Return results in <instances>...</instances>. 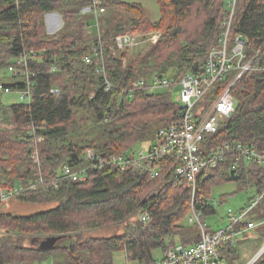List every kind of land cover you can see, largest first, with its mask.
I'll return each instance as SVG.
<instances>
[{
  "label": "trees",
  "instance_id": "trees-1",
  "mask_svg": "<svg viewBox=\"0 0 264 264\" xmlns=\"http://www.w3.org/2000/svg\"><path fill=\"white\" fill-rule=\"evenodd\" d=\"M157 1L161 16L155 28L171 33L165 46L172 41L182 45L174 52L154 48L136 65L124 69L109 46L106 57L94 55L100 36L93 11L121 3L144 15L141 4L125 0H0V85L11 91L27 87L28 78L21 67L18 73L10 70L21 55L29 57V81L33 83L26 102H0V191L44 179L49 185L26 191L17 199L23 203H57L29 216L0 213V264H42L46 260L53 264H114L118 251L140 264H155L159 261L154 254L157 249L165 255L177 240L186 246L201 241L200 223L186 218L192 212L187 201L191 189L186 182L168 180L157 187L162 176L153 179L140 169L122 171L115 165L90 170L85 181L58 176L66 165L75 170L86 168L82 155L89 149L107 156L131 154L136 144L152 141L160 128L178 118L174 90L187 73H201L211 49L219 45L227 0ZM52 12L62 16L63 25L49 33L46 16ZM197 14L204 18L202 27L184 41L189 34L184 27ZM126 25L120 22L112 37L127 32ZM108 32L104 30L101 36L104 43L111 34ZM239 35L246 42V61L261 51L263 65L264 0H238L231 44ZM103 65H107L105 72H99ZM160 75L174 80L167 92L144 87L133 95L122 94L138 79ZM107 80L113 86L109 92ZM52 89L57 91L52 93ZM233 95L236 110L212 138V148L241 141L264 149V71L245 73L234 86ZM231 162L229 157L208 180L200 182V187L215 176L220 181H243L244 186L258 191L250 206L264 193V166L243 163L233 173ZM209 191L199 190L194 213H215ZM146 213L149 219H144ZM250 218L264 221V196ZM112 224H124V233L85 238L88 231ZM255 231L264 240V224ZM53 235L62 236L56 247L40 249L41 240ZM239 241L222 248L225 264H241L236 249ZM255 264H264V253Z\"/></svg>",
  "mask_w": 264,
  "mask_h": 264
},
{
  "label": "built area",
  "instance_id": "built-area-1",
  "mask_svg": "<svg viewBox=\"0 0 264 264\" xmlns=\"http://www.w3.org/2000/svg\"><path fill=\"white\" fill-rule=\"evenodd\" d=\"M237 2L238 0L227 1L226 16L223 22L224 33L219 45L211 49L204 70L199 74L187 73L180 81L181 93L176 98L179 105L178 118L158 130L156 137L152 140L153 144L147 151L141 149L137 153L107 156V154H97L93 149H89L82 155V160L87 162L86 168L75 170L66 165L59 171V178L85 181L90 170L102 169L106 165H115L122 171L134 167L148 172L153 179L162 176L157 187L165 185L168 180L174 184L186 182L196 195L200 182L208 180L212 171L224 164L229 157L232 158L231 167L234 171H237L243 163L264 166V149L254 145L241 141H230L217 148H212L214 144L212 138L219 132L221 124L236 110V100L233 95L236 83L249 71H264V64H260L261 51L246 61V42L242 36H237L235 43L231 44V28ZM94 4L98 6V2ZM100 9L98 11H101ZM130 41L132 42L131 38L125 35L115 38L117 47L120 49H123L125 43ZM94 55L98 58L105 57L101 37L94 47ZM86 61L92 62L91 58H87ZM18 67H21L28 78L27 87L18 89L23 99L29 100L33 85L29 81V57L21 55L16 65H12L10 70L18 73ZM105 67L103 65L99 72H105ZM235 71L234 77L228 79L229 75ZM226 79L229 81L224 83ZM147 85L151 90L168 89L174 86V80L158 76L151 79L149 83L139 80L134 89L129 91V95H133L135 90ZM106 87L109 91L113 87L108 80ZM56 91V89L51 90L52 93ZM0 92L8 93L11 89L0 85ZM36 155L37 153L33 156L36 157ZM164 171L167 172L162 175ZM46 183L49 185V181L45 182L44 179H40L38 182L29 181L27 184L22 183L15 187L2 189L0 203H6ZM52 184L57 186L56 181H52ZM263 196L264 193L259 195L256 201L247 209L241 210L239 214L230 210L231 225L216 232L209 230L195 212L192 220L195 219L200 223L201 241L188 246L184 244L171 246L163 259L155 264H225L222 248L234 244L241 235L254 231L264 224V221L250 218V213ZM149 218L150 214L146 213L144 219ZM263 253L264 245L247 264H255Z\"/></svg>",
  "mask_w": 264,
  "mask_h": 264
},
{
  "label": "rangeland",
  "instance_id": "rangeland-1",
  "mask_svg": "<svg viewBox=\"0 0 264 264\" xmlns=\"http://www.w3.org/2000/svg\"><path fill=\"white\" fill-rule=\"evenodd\" d=\"M125 1L141 4V6L145 10V12L143 13L144 15L140 14V12L138 11L128 9V7L121 3L101 6V11H93V15H95L97 20L98 37H101L104 34V30L106 29L109 31L108 33H111L108 38H106L107 43H104L103 40L105 51L107 50L106 47L109 46L110 48L108 47V49H111L112 53L114 52L113 55L122 60L124 69L130 65H136L148 51L154 48L161 47L160 49L164 50V52H174L179 49V47L182 45L179 41H177V43L173 41L169 42V44L165 46L166 43H164V41L168 36L171 35V33H166L167 30H165L164 28H155V21H158L161 16V7L157 0ZM85 11L86 9L84 10V12ZM103 18L104 20L101 25L100 22ZM46 21L49 33L56 32L63 25L62 16L56 12L47 14ZM122 21L127 23V32L122 35L112 37V34L116 32V26ZM136 21H139V24H137ZM203 21L204 18L199 14H197L196 17H193L192 20L184 27L185 29H188L187 33L189 34L183 37V40L185 41L187 37L189 38L191 33L200 31ZM133 25L135 26V28L133 27ZM123 35H125V37H130L132 42L130 41L127 44L125 43L123 49H120L119 47H117L115 38ZM139 80H145L149 83L151 79L148 80L146 79V77L138 79L137 81H135L133 86L130 87V89H124L122 91V94H129V91L134 89L135 84ZM145 87L148 88V85ZM106 91L109 92V90ZM158 91L167 92L166 89H161ZM180 93L181 88L180 86H177L174 90V97L177 98ZM0 102L6 105H10L26 101L22 98L21 92L15 89L8 93H0ZM152 144V141L138 143L133 147L132 152L137 153L141 149L147 151ZM213 176H215V174ZM216 178V176L215 178L212 177V179H210L205 186L200 187L199 185L196 195H194L192 191L190 192L189 199L187 201L189 203L188 205L192 207V212L190 211L188 212V216L186 215V218L188 217L189 221L192 220L195 214L194 210L197 207V196L199 197V190L203 192L205 190L207 191V189H210L209 201L215 208V213H211L207 216H203L200 212L198 214L213 231L229 227L232 222L230 218L231 215L229 213L230 210H233L234 213L239 214L241 209L248 207L251 199L255 198L258 195L256 187H246L244 186L245 183H243V181H220ZM56 205L57 203H23L18 200L17 197H14L6 203L0 204V213H12L14 215L29 216L50 209ZM124 227V224H112L109 226L96 228L95 230L88 231V233L85 234V238H87L88 236L109 238L115 234L122 235L124 233ZM239 239L240 241L236 244L237 254L239 255L241 264H247L262 248V246L264 245V240L262 238H259V234H257L256 231H251L247 235H241ZM167 242L169 241L167 240ZM176 242L178 244L182 243L180 240H177ZM154 254L159 261L164 257V253L160 249H157ZM42 264H53V262L52 260H46ZM114 264L140 263L129 259L126 252L118 251L114 255Z\"/></svg>",
  "mask_w": 264,
  "mask_h": 264
},
{
  "label": "water",
  "instance_id": "water-1",
  "mask_svg": "<svg viewBox=\"0 0 264 264\" xmlns=\"http://www.w3.org/2000/svg\"><path fill=\"white\" fill-rule=\"evenodd\" d=\"M163 77V75H160V78ZM235 173V171H233ZM62 239V236H49L46 239L42 240L41 243L39 244L40 249H52L55 248L58 242Z\"/></svg>",
  "mask_w": 264,
  "mask_h": 264
},
{
  "label": "crops",
  "instance_id": "crops-1",
  "mask_svg": "<svg viewBox=\"0 0 264 264\" xmlns=\"http://www.w3.org/2000/svg\"><path fill=\"white\" fill-rule=\"evenodd\" d=\"M255 231V230H254Z\"/></svg>",
  "mask_w": 264,
  "mask_h": 264
}]
</instances>
